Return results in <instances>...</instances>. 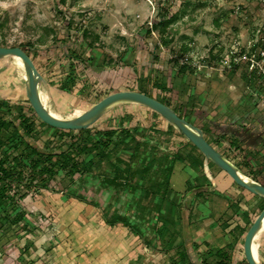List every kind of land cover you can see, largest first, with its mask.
<instances>
[{
  "label": "rangeland",
  "instance_id": "rangeland-1",
  "mask_svg": "<svg viewBox=\"0 0 264 264\" xmlns=\"http://www.w3.org/2000/svg\"><path fill=\"white\" fill-rule=\"evenodd\" d=\"M173 13L162 34L153 28ZM163 39L170 41L167 46ZM0 45L27 50L45 79L47 90H41L60 116L83 111L114 91L147 92L167 100L219 152L264 185V58L257 57L264 49V0H0ZM184 61L189 70L181 73ZM0 99V111L10 109L7 118L20 110L29 115L35 146L61 143L55 129L30 115L21 70L11 58L0 60ZM150 111L116 106L90 126V135L135 126V141L127 136L113 146L118 141L113 137L109 159L118 155L131 166L149 167L145 184L160 179L172 164L168 199L142 233L147 241L157 234L158 247L146 246L121 224L103 221L101 209L113 193L99 186L97 170L112 168L98 161L84 176L85 188L95 187L91 198L97 207L49 191L20 202L22 219L0 206V264H171L181 246L193 264L211 263L220 248L230 253L231 264H245L241 227L252 224L264 200L210 162H193L198 152ZM137 141L138 153L130 158ZM176 152L185 160L173 161ZM136 193L142 189L121 193L120 208ZM257 254L264 264V233Z\"/></svg>",
  "mask_w": 264,
  "mask_h": 264
},
{
  "label": "trees",
  "instance_id": "trees-1",
  "mask_svg": "<svg viewBox=\"0 0 264 264\" xmlns=\"http://www.w3.org/2000/svg\"><path fill=\"white\" fill-rule=\"evenodd\" d=\"M175 17L173 13L163 19V21H160L161 27L153 28L162 34L165 27ZM168 42H170L168 39H163L161 45L167 46ZM256 47L257 44H253L247 52L248 55ZM23 50L27 53L26 49ZM182 50H185V47H182ZM174 63L178 64L176 60H174ZM187 70H189V65L185 61L179 63V72L184 73ZM156 86L165 89L164 85L157 84ZM142 93L151 96L147 92ZM159 101L171 107L167 100L160 99ZM3 102V99H0V106L3 105ZM171 108L180 117H183L175 108ZM9 110L7 108L5 112L0 111L1 207L7 210L10 209L16 215L17 219H22L23 212L20 202L26 196L40 194L42 191L60 192L68 198L97 207L98 203L91 198L95 192V187H91V189L85 188L86 181L84 176L88 172L90 173L92 170H95L94 168L98 161H107L112 171L97 170L98 176L101 177V179H98L99 186L102 188H111L113 193L111 201L101 209L103 221L110 226L121 224L131 233L137 235L146 246H151L154 249L158 247L160 239L157 234H155L156 236L152 241H147L146 239H142V233L145 232L143 229L146 224L161 214V204L168 199V192L170 190L169 176L172 172V164L163 169L160 179L152 184H145L146 181L143 178L148 175L149 167L146 165L131 166L129 161H123L118 155L114 157V161L109 159L110 145L113 143V137L116 136L118 140L113 146L125 142L124 140L127 136H130L131 141H135L134 135L131 134V132L136 131L135 126L132 128L96 129L95 134L91 136V127L81 130H63L51 127L42 122L47 127L55 129L62 141L59 145L41 149L30 142L35 135V129L29 115L20 110L13 114V118H7ZM29 111L31 116L36 117L30 106ZM150 112L155 116H159L154 111ZM167 127L177 133L169 124ZM73 132H77V135H72ZM177 134L180 135L179 133ZM186 142L200 156L191 159V156L187 155V158L199 163L205 160L194 145L188 140ZM140 143L138 141L135 142L133 152L129 156L130 158H133L138 153ZM230 145L236 146L235 141H231ZM175 160L184 161L185 157L176 152L173 155V161ZM117 164H121L122 167H119ZM210 164L212 165V163ZM160 166L161 162L158 163L159 169L161 168ZM76 178L78 179L77 183ZM252 178L254 179V177ZM65 181L67 183L60 185L61 182ZM141 189L142 193L132 195L125 209L120 208L119 203L122 201L120 197L121 193L129 191L134 194L136 190ZM183 198H185V195H183ZM108 208H112L110 215L107 214ZM248 228L247 224L241 227L244 235ZM243 261L247 264L245 260ZM171 264H193L184 246L175 250V257L171 259ZM201 264H231V255L225 248H220L213 253L211 263L201 261Z\"/></svg>",
  "mask_w": 264,
  "mask_h": 264
},
{
  "label": "water",
  "instance_id": "water-1",
  "mask_svg": "<svg viewBox=\"0 0 264 264\" xmlns=\"http://www.w3.org/2000/svg\"><path fill=\"white\" fill-rule=\"evenodd\" d=\"M17 57L23 68V82L25 96L35 115L45 124L63 130H81L92 126L110 109L123 105L134 104L143 106L157 113L173 129L185 137L203 155L204 159L224 171L239 187L251 194L264 199V185L243 173L233 162L210 144L203 132L180 117L171 107L156 98L135 90H119L111 92L93 105L74 116H57L41 101L40 90L43 86L47 90L44 77L37 70L31 57L19 46H1L0 60ZM264 233V207L249 226L243 238V255L247 264H262L258 260L257 250L253 251L255 239Z\"/></svg>",
  "mask_w": 264,
  "mask_h": 264
},
{
  "label": "bare ground",
  "instance_id": "bare-ground-1",
  "mask_svg": "<svg viewBox=\"0 0 264 264\" xmlns=\"http://www.w3.org/2000/svg\"><path fill=\"white\" fill-rule=\"evenodd\" d=\"M11 58V60H12V62L21 70V75H22V78H23V68H22V64H21V62H20V60L17 58V57H10ZM5 59H7V58H5ZM40 97H41V101L44 103V105L49 109V111L51 112V113H53L54 115H57V116H60L59 114H57V113H55L51 108H50V105H49V102H48V96H47V94L44 92V91H42V90H40ZM80 112H82L81 110H78V109H75V111L72 113V114H70L69 116H74V115H76V114H79ZM262 235V234H261ZM260 235V236H261ZM260 236L257 238V239H255L254 240V242H253V245H252V248H253V251L255 252V250H257V248H258V244H259V238H260Z\"/></svg>",
  "mask_w": 264,
  "mask_h": 264
},
{
  "label": "built area",
  "instance_id": "built-area-1",
  "mask_svg": "<svg viewBox=\"0 0 264 264\" xmlns=\"http://www.w3.org/2000/svg\"><path fill=\"white\" fill-rule=\"evenodd\" d=\"M246 54H247V53H242L241 56L245 58ZM239 56H240V55H239ZM249 57H250V56H249ZM257 57H258V58H262V59L264 58V49L258 52ZM234 59H236V58H234ZM232 62H233V61H232Z\"/></svg>",
  "mask_w": 264,
  "mask_h": 264
}]
</instances>
